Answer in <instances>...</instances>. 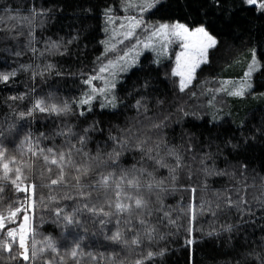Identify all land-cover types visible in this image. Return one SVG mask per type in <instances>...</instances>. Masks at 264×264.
Returning a JSON list of instances; mask_svg holds the SVG:
<instances>
[{"label": "trees", "instance_id": "trees-1", "mask_svg": "<svg viewBox=\"0 0 264 264\" xmlns=\"http://www.w3.org/2000/svg\"><path fill=\"white\" fill-rule=\"evenodd\" d=\"M120 3L121 0H0V17H4L0 20V72L17 71L9 82L0 83V129L15 125L10 135L4 133L7 137L4 144L9 154L18 158L16 147L29 132L44 148L66 149L69 143L79 147L78 137L87 129L88 138L83 150L95 156L99 149L102 159H107L106 154L114 147L110 135L119 136L122 129H140L142 134L150 137L153 155L158 151L164 162L173 167L175 157L167 153L170 147L175 148L182 163L175 169L174 180L168 167L146 157L142 159L139 150L122 152L119 160L120 168L143 167L152 172L156 180L164 181L166 191L142 192L152 209V214L144 218L155 227L156 238L128 246L107 238L119 228L129 241L133 232H140L143 239V227L138 220L141 214L135 211L131 216L132 226L124 222L126 213L105 218L102 214L92 216L87 212L79 216L81 226L65 225L57 220L55 208L59 206L70 212L80 198H64L65 194H71L69 189L42 186L37 176L36 204L29 209L32 219L28 236L30 250L33 245L45 249L51 238L60 249L59 255H63L79 235L83 237L79 261L66 259L63 264H134L149 248L153 252L160 249L165 252L162 256L144 259L143 264H258L256 256L249 253L264 256V207H261V201H264V16L242 5L240 0H227L230 9L227 15L218 10L208 18L213 25L210 31L218 34L220 44L210 51V62L198 68L188 90L179 92L173 83L178 82L179 77L166 78L164 75L175 66L174 54L163 57L161 64L156 66L152 63L155 54L147 52L139 65L119 75L115 109L102 108L96 100L91 111H85L81 116L75 101L89 91L90 86L84 81L89 76H96L101 64L112 58L111 53L107 57L104 55L102 41L107 34L103 10L112 7L115 16L123 15ZM166 4L164 10L155 15L146 14L145 18L198 19L197 9L209 5L210 0H166ZM5 8L15 9L10 14L13 17L31 16L33 9L38 15L32 17L29 25L26 20L8 19ZM52 42H57L59 48H53ZM133 44L135 39L130 38L119 47L130 48ZM254 50L258 64L251 76V87L243 96L229 95L228 91L237 89L245 77ZM49 64L54 67L40 75ZM22 65L32 67L22 68ZM33 71L38 73L34 79ZM145 77L151 81L147 89L142 87ZM221 88L226 90L216 91ZM192 92L196 95H191ZM20 93L25 94L23 99H9ZM141 96L145 97L142 103L148 110L144 113L141 109L138 115L133 105ZM37 98L58 104L66 101L72 112L58 116L37 111L33 117L20 118L18 112L26 111ZM158 100L163 103L158 104ZM210 100L212 104H209ZM153 121H163V127L160 130L150 128ZM67 128H71V133L59 134ZM157 143L159 149L155 148ZM73 158L83 159L79 155ZM25 159L33 162L34 174L45 169L46 177H56V166L43 162L39 154L32 157L25 151ZM241 164L247 165L246 171L240 168ZM49 167L51 173L46 171ZM120 168L115 171L119 173ZM111 170L96 169L105 173ZM97 178L90 174L87 179L92 182ZM0 187L3 188L0 208L6 209L9 204L15 206L22 198L10 181H0ZM237 189L245 195L247 209L238 210L226 204L228 197L237 198ZM51 196L57 199L52 200ZM102 196V192L93 191L92 201L101 202ZM193 206L196 215L191 231H188ZM105 211H108L107 205ZM165 212L170 213L176 225L169 224ZM102 218L105 220L103 225L100 224ZM227 224H232L233 230H226ZM3 236L0 232V238ZM188 240L191 243H187ZM16 249V244L10 254L0 249V264H20L19 258L12 259L16 257ZM89 253L91 256L87 255ZM48 261L59 264L58 255L50 248L39 252L32 264H47Z\"/></svg>", "mask_w": 264, "mask_h": 264}, {"label": "snow or ice", "instance_id": "snow-or-ice-1", "mask_svg": "<svg viewBox=\"0 0 264 264\" xmlns=\"http://www.w3.org/2000/svg\"><path fill=\"white\" fill-rule=\"evenodd\" d=\"M242 5H246L252 8L253 11H259L261 16H264V0H240ZM120 7L123 9L126 15L116 17L114 9L112 7H106L103 10L106 26L104 31L111 35L108 40L102 41L105 44V57L108 53L112 54L111 59H107L106 63H102L99 67V71L96 76H89L84 81L86 85L90 86L89 91L82 93L79 100L75 101L79 105V115L83 116L85 111H91L92 103L97 98L96 94L100 93L103 96L104 103H101L100 107H111L115 109L118 101L115 95V89L117 86V80L119 74L127 72L134 66L139 65V57L143 50L151 49L156 55L152 63L156 66L161 64L163 57L168 56V47L179 42L181 50L175 54V66L171 69V72H165L166 78L179 77L178 82L173 81L178 91L183 93L190 88L193 80L195 79L196 70L202 65L210 62L209 53L211 50L216 49L220 44L218 34H214V30L210 31L213 27L209 17L215 15L219 10L222 15H227L230 11L227 7V0H210L209 5H201L197 12L199 14L198 19H188L187 17L181 19L161 18L159 20L146 19V14L155 15V13L164 10L167 7L166 0H121ZM15 9L5 8L4 12L8 19H20L26 20L29 25L32 23V17L38 15L33 9L31 16L28 17H13L10 14ZM90 11V9H89ZM43 10H41V13ZM133 14H127V13ZM4 17H0L3 20ZM121 22L116 25V20ZM139 32V35H138ZM31 38V32L29 33ZM130 38L135 39V44L130 48H120L119 45L123 44L124 40ZM75 39V37H74ZM31 42V40H30ZM57 42H52L53 48H59ZM33 53L36 49H32ZM122 53V54H121ZM20 55V53H16ZM258 61L255 56V50L253 51L252 60L248 65V69L245 72V78L250 80L252 72L257 67ZM22 68L31 69V65H22ZM54 66L49 64L40 71V75H43L44 71L50 70ZM17 71L15 69L9 72H0V83H7L12 77H15ZM38 73L33 71V79ZM100 79L103 81V87L97 88L93 84V80ZM227 83V82H225ZM151 84L150 79L144 78L142 87L147 89ZM250 83L242 82L240 87L231 91H228L229 95L243 96L245 94L244 89L250 87ZM221 88L216 91H225ZM191 95L195 96L196 93L192 92ZM24 93H20L18 96L9 97L10 100L23 99ZM214 99V97H213ZM145 100L144 96H141L133 105L137 109V114H140V110L143 109L144 113H147V107L142 101ZM213 101H209L212 104ZM158 104L163 101H157ZM87 106V108H85ZM48 113L56 115H67L72 112V107L68 102H62L60 104L55 102L46 101L44 98H37L32 102L30 108L26 111H19L18 116L20 118L33 117L36 112ZM187 115V113H185ZM151 119L150 117H146ZM167 119V117H165ZM215 119V117H214ZM15 125H9L8 129H0V181H10L11 186H14L16 193L22 194V198L15 204V206L9 204L6 209L0 208V232L4 233V236L0 238V249L7 251L9 254L12 252L13 244L17 245L16 257L19 258L20 264H32L37 258L39 252L45 251L50 248L53 253L58 255L59 264H63L66 259H72L78 262L82 255L80 241L83 237L76 235L75 239L71 241V246L65 249L63 255H59L60 249L51 238H48L45 249H37L34 245L31 250L27 243V236L31 232V225L29 223L30 215L29 209L34 208L36 204V183L38 178L41 181L42 186L52 187L61 186L70 190L71 194H65L66 199L75 200L79 199V203L72 207L71 211H66L61 207L55 208V215L58 221H62L65 225H71L79 227V216L84 212L90 213L92 216L110 217L112 215L119 216L121 213L127 214L125 224L131 225V216L133 212L140 213L138 217L139 224L143 227V239L140 232H133L131 240L125 238V235L119 228L109 237V240L122 243L126 246L140 245L144 239L147 241H153L156 238V229L150 225L145 216L152 214L151 205L148 199L144 197L142 192L147 190L149 192L167 189L164 187V181L156 180L152 172H149L146 168H136L133 165L130 169L120 168L119 160L122 152L129 150H139L141 158L145 157L147 160L153 161L161 166L168 167L171 178L174 180V172L177 167L181 166L182 157L175 150V148L168 149V155L175 157V167L168 165L164 162V157L157 151L153 155L154 148L149 146L150 137L146 134H142L140 129H122L121 135H110V139L113 142L112 151L106 154L107 159H102L99 149L95 156L85 152L84 146L88 138V130H83V135H79L77 143L79 147L71 143L67 148H57L56 146L44 148L40 146L39 139L33 140L31 133H27L23 136L19 145L16 147V151L19 153V158L15 154H9L8 148L4 144V140L7 137L5 132L11 134V129ZM150 128L160 130L163 127V121H153ZM71 128L61 130L59 134L64 135L65 132L71 133ZM19 135V131L17 132ZM43 135V134H41ZM254 139V137H253ZM159 143L155 145L156 149H159ZM233 147H236L234 145ZM25 151L31 154L32 157L38 154L46 164L55 165L57 168L56 177L53 179L51 176H45V169H40L38 173L34 174L33 162L30 159H25ZM74 155H79L83 159L76 160ZM206 156L210 154H205ZM203 163V161H202ZM110 168L111 171L107 173L103 171H96L98 168ZM120 168L119 173L115 169ZM240 168L244 171L247 170L246 164H241ZM66 169L69 170L66 172ZM74 170V171H72ZM46 171L51 173V168H47ZM90 174L98 177L94 181H88ZM147 177V178H145ZM47 180V184L44 181ZM26 181H28L26 183ZM247 185H245V190ZM3 188L0 187V192ZM93 191L103 193L101 202H93ZM195 192V189H192ZM237 198L235 200L228 197L226 204L234 206L238 210L247 209L248 201L245 195L241 194L240 189H237ZM111 193V195H110ZM52 200H56V196L50 197ZM43 199V197H41ZM159 200V196H157ZM162 203V202H161ZM105 205L108 207V211H105ZM219 207V205H217ZM261 207H264V201H261ZM204 208V202H201V209ZM6 212V214H5ZM165 217L168 218V222L171 225H176V221L171 219L170 213L165 212ZM194 206L190 209L191 219L189 220L188 231H191L192 220L195 219ZM22 216V220H20ZM20 221L18 224L17 222ZM105 220L100 219V224L103 225ZM120 220H117V224ZM226 230H233L232 224L224 226ZM162 238V237H161ZM191 243L190 240L186 241ZM165 249H160L158 252H153L150 248L147 250L146 255L142 259H137L134 264H143L144 259H149L156 256H162ZM255 255L258 264H264V256L259 253H249V255ZM91 256V254H87ZM94 259V257H93ZM47 264H53L52 261H48ZM123 264V262H119Z\"/></svg>", "mask_w": 264, "mask_h": 264}, {"label": "rangeland", "instance_id": "rangeland-1", "mask_svg": "<svg viewBox=\"0 0 264 264\" xmlns=\"http://www.w3.org/2000/svg\"><path fill=\"white\" fill-rule=\"evenodd\" d=\"M127 14H133V13H127ZM124 15H126V13H124L123 15H120V16H124ZM120 16H116V17H120ZM121 21L119 20V19H117L116 20V25L118 26L119 25V23H120ZM106 26H108V25H106ZM108 27H111V26H108ZM107 34V36H106V39H105V41L106 40H108L109 42H111L110 40H109V37H110V35H111V32L109 31L108 33H106ZM181 50V48H180V44H179V42H175V43H173V44H171L169 47H168V55H170V54H174V56H175V54L177 53V52H179ZM147 52H153L151 49H145V50H143V52H142V54L140 55V57H139V62H140V59H141V57L145 54V53H147ZM154 53V52H153ZM155 54V53H154ZM156 55V54H155ZM256 69V68H255ZM131 70V69H130ZM198 70V69H197ZM197 70H196V72H197ZM255 71V70H254ZM253 71V72H254ZM128 72V71H127ZM253 72H252V74H253ZM123 73H126V72H123ZM123 73H120V74H123ZM119 74V75H120ZM252 74H251V76H252ZM242 82H246V83H250V85H251V77H250V80H248V79H246L245 77L241 80V82H240V85H241V83ZM93 84L97 87V88H100V87H103V81L102 80H100V79H95V80H93ZM240 85H238V87L237 88H239L240 87ZM251 87V86H250ZM250 87H246L245 89H244V91H246L247 89H249ZM89 90H90V88H89ZM96 99L94 100V101H96V100H98V101H100V103H104V100H103V96L100 94V93H97L96 94ZM93 101V102H94ZM106 107H108V106H106ZM29 223H30V225L32 224V219L30 218V220H29ZM31 229H32V226H31ZM31 233V232H30ZM29 233V234H30ZM29 234H28V236H29ZM28 236H27V243H28V245H29V241H28Z\"/></svg>", "mask_w": 264, "mask_h": 264}]
</instances>
